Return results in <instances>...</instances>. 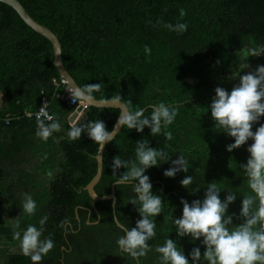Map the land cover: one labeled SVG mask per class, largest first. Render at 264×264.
Wrapping results in <instances>:
<instances>
[{
  "label": "trees",
  "instance_id": "trees-1",
  "mask_svg": "<svg viewBox=\"0 0 264 264\" xmlns=\"http://www.w3.org/2000/svg\"><path fill=\"white\" fill-rule=\"evenodd\" d=\"M18 1L58 37L65 68L79 87L102 85L92 93L94 99L112 100L119 95L124 104L130 101V109L144 108L146 116L159 102L178 110L174 123L155 136L147 127L138 133L123 126L103 153V173L95 186L100 196L111 194L117 178L112 172L113 158L135 160L138 140L162 149L169 159L183 155L188 163L187 173L181 171L171 178L164 176L172 167L171 160L145 173L154 194L162 197L164 210L152 218L156 235L148 241L151 250L139 258V264H160L155 249L167 238L177 240L186 256L193 247H200L203 253L200 241L176 235L173 219L182 215L181 199L189 203L203 199L209 183L221 189V199L227 192L236 194L228 209L230 215L235 214L230 227L242 222L236 219L242 198L255 195L240 167L247 162L252 141L226 151L234 139L215 128L210 104L216 87L231 91L221 79L237 72L238 58L254 69L264 64V52L252 55L253 49L264 48V0ZM180 9L186 13L183 18ZM178 22L187 23V31L178 33L164 26ZM145 45L151 49L150 55L145 53ZM222 62L224 66H220ZM215 71L221 78L213 76ZM61 81L52 44L11 7L0 3V93L5 101L0 113L16 116L9 123L15 148L6 150L0 143V264H32L21 250H14L20 244L14 232L22 235L28 225L39 228V220L45 216L42 238L50 237L54 247L40 264H137L117 246L125 230L115 223L112 200L93 206L85 190L97 172L100 145L85 133L77 140L68 138L72 126L95 120H103L112 131L120 110L88 107L71 124L75 106L59 97L65 89ZM43 101L48 102L52 116L45 124H60V130L46 141L36 136L37 119L25 114L37 112ZM166 131L172 133L171 140L165 138ZM124 171L121 168L116 175ZM185 176L192 177L189 189L180 184ZM25 193L36 201L33 215L23 213ZM115 196L118 221L125 229L135 227L140 216L139 204L129 202L136 196L132 184L116 185Z\"/></svg>",
  "mask_w": 264,
  "mask_h": 264
},
{
  "label": "clouds",
  "instance_id": "clouds-1",
  "mask_svg": "<svg viewBox=\"0 0 264 264\" xmlns=\"http://www.w3.org/2000/svg\"><path fill=\"white\" fill-rule=\"evenodd\" d=\"M185 14L184 9H180V17L183 18ZM164 26L178 33H184L188 28L187 23L180 22ZM144 51L149 55L151 53L147 45L144 46ZM262 52L264 48L253 49L252 55L257 56ZM101 87L100 83L88 84L77 89L74 96L91 100L92 93L99 91ZM113 99L114 102H119L121 96ZM128 104H125L113 128L126 126L128 129L143 133L147 127L150 134L155 136L161 134L163 128L173 124L178 115L176 107L164 102L152 105L149 116L144 114V108L132 110ZM210 112L215 128L221 129L220 132L234 139V142L226 145V151L232 152L247 144L249 140L252 141L247 147L249 153L247 162L240 164V167L244 170L248 186L255 195L242 198L239 216L236 217L242 219V222L235 227H230L233 225L235 214L228 213L229 205L237 199L235 193L227 192L221 199V189L216 183H209L203 199H194L189 203L182 198L180 201L183 205L182 215L173 219L176 235L180 239L189 237L193 242L200 241L204 247L203 253L200 247H193L186 256L184 249L178 246L177 240L171 238H167L155 251L160 254V264H264V123H261V118L264 117V64L257 65L254 70L240 75L239 82L231 91L216 87ZM26 116L31 117L33 113ZM45 116L52 120L46 113ZM257 124L259 126L253 131L254 125ZM59 130L58 122L45 124L39 117L37 118L36 136L40 139L46 141L53 132ZM82 133L102 148L114 137V131L108 130L103 120L72 126L68 138L77 140ZM163 134L166 139L171 140V132L166 131ZM169 160L172 167L164 171V176L171 178L181 171L188 172V163L183 155L169 159L165 151L152 147L146 140L137 141L135 160H121L118 155L112 160L113 176L117 177L115 184H132L136 196L129 202L134 206L139 204L136 210L140 219L136 221L135 227L126 229L124 235L116 241L120 252L136 259L137 264L139 258L146 256L151 250L148 241L156 235V223L152 218L159 216L164 210L162 197L154 194L150 177L145 173L148 169L158 167ZM121 168L126 171L117 176L116 173ZM180 184L189 189L192 177L185 176ZM36 208V201L30 194L25 193L22 201L23 213L33 215ZM46 220V216L39 220V228L28 225L22 235L19 231L14 232V239L20 241L22 253L30 257L32 264H40L54 247V241L50 237L42 238ZM15 227H19V222Z\"/></svg>",
  "mask_w": 264,
  "mask_h": 264
},
{
  "label": "water",
  "instance_id": "water-1",
  "mask_svg": "<svg viewBox=\"0 0 264 264\" xmlns=\"http://www.w3.org/2000/svg\"><path fill=\"white\" fill-rule=\"evenodd\" d=\"M0 3H3L5 5L11 7L18 14V16L21 18V20L29 28H31L34 32H36L40 36L46 38L52 44L53 51H54V65H55L58 73L60 74V77L66 81L67 85L71 89H73L74 92L77 89H79L80 88L79 85L76 83V81L73 79V77L69 74V72L65 68V65H64L63 59H62V47H61V43H60L58 37L49 28L45 27L44 25L40 24L35 19H33L30 16V14L26 11L24 6L18 0H0ZM65 97H67V95ZM66 100L68 101L69 99L66 98ZM81 100H83V99H81ZM83 101L87 104V107L118 109V110H120V115H121L122 111L124 110V106H125V104L121 101L114 102V99H112V100H96L92 97L91 100H83ZM83 112H84V110H83L82 106L77 108L75 110V112L70 116L69 122L71 124H74L75 121L77 120V118L79 116H81ZM115 125H116V123H115ZM122 127L123 126L113 128V130H112V131H114L113 139L120 132ZM109 143L110 142H107L104 145V148H102L101 146L99 147V151H98V154L96 156L97 172H96L95 176L93 177V179L90 181V183L85 187V190L88 192L89 196L92 198V205L93 206H95V204L97 202H100V201L112 200L113 216H114L115 223L117 224V226L120 229L126 230L125 227L122 224H120V222L118 221L117 215L115 212V205H116L115 186H116V184L115 183L112 184V192H111V194H109L107 196H100L95 191V186L99 183V181L102 177V173H103V153H104L106 146Z\"/></svg>",
  "mask_w": 264,
  "mask_h": 264
},
{
  "label": "built area",
  "instance_id": "built-area-1",
  "mask_svg": "<svg viewBox=\"0 0 264 264\" xmlns=\"http://www.w3.org/2000/svg\"><path fill=\"white\" fill-rule=\"evenodd\" d=\"M61 82L64 85L65 89H64L63 94L60 95L59 97L62 98L63 100H66V98H68L69 100L68 101L66 100L68 105L75 106V110L77 108H79L80 106H82L83 110L87 109L88 108L87 104L83 100H81L80 98L74 96L73 89H71L67 85L66 81L62 79ZM66 95H67V97H65ZM47 106H48V102L43 101V105L40 107V109L33 114V116L36 119L39 117V119L42 120L44 123L52 121V120H48L47 117L45 116V113L47 114V116H51L47 111ZM9 121H10V119L6 120V123L9 124Z\"/></svg>",
  "mask_w": 264,
  "mask_h": 264
},
{
  "label": "crops",
  "instance_id": "crops-1",
  "mask_svg": "<svg viewBox=\"0 0 264 264\" xmlns=\"http://www.w3.org/2000/svg\"><path fill=\"white\" fill-rule=\"evenodd\" d=\"M4 104H5L4 97L0 93V112L2 111ZM29 113H32V112L31 111H25V114H29ZM11 117L13 120L16 118V116H12L11 114L3 116L0 113V124L3 125V123H4V126L0 129V131H1L0 132V143L5 144V146H3V148H6V150L15 148V147H12V133H11L10 128H9L10 125L6 123V120H8V119H10V121H11ZM10 121H9V123H10ZM6 155H7V152H5L4 156H6Z\"/></svg>",
  "mask_w": 264,
  "mask_h": 264
},
{
  "label": "rangeland",
  "instance_id": "rangeland-1",
  "mask_svg": "<svg viewBox=\"0 0 264 264\" xmlns=\"http://www.w3.org/2000/svg\"><path fill=\"white\" fill-rule=\"evenodd\" d=\"M224 65L225 64L223 62L220 64V66H224ZM252 70H254L253 66L243 62L242 60H240L238 58V61H237V64H236V71L237 72L235 74L225 75V79L222 78L221 80H224L228 84V86L233 87L235 84H237L239 82V76L240 75L244 74L245 72L252 71ZM213 76L215 78H221L220 77L221 74L219 72H217V71L213 72ZM14 250L15 251L21 250L20 244L19 245L17 244L14 247Z\"/></svg>",
  "mask_w": 264,
  "mask_h": 264
}]
</instances>
